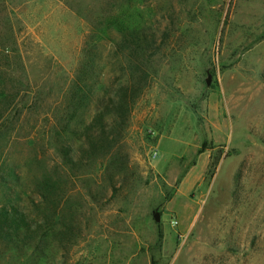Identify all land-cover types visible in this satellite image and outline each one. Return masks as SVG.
I'll use <instances>...</instances> for the list:
<instances>
[{"label": "rangeland", "instance_id": "rangeland-1", "mask_svg": "<svg viewBox=\"0 0 264 264\" xmlns=\"http://www.w3.org/2000/svg\"><path fill=\"white\" fill-rule=\"evenodd\" d=\"M139 65L120 130L111 95ZM1 91L0 203L50 235L40 259L0 239V264H264V0H0Z\"/></svg>", "mask_w": 264, "mask_h": 264}, {"label": "trees", "instance_id": "trees-1", "mask_svg": "<svg viewBox=\"0 0 264 264\" xmlns=\"http://www.w3.org/2000/svg\"><path fill=\"white\" fill-rule=\"evenodd\" d=\"M110 17V18H109ZM99 18L97 21H94L93 24V33L98 36L99 34H105L108 28H111L114 25L116 29L119 31H123L125 33V18L126 15L120 14L118 16H114V18L110 16ZM112 18V19H111ZM116 19V20H114ZM103 25V27H102ZM128 35L129 42L133 47L135 53L141 51V43L142 39L145 40L144 32L140 28L133 29L129 31ZM89 67L83 71L79 72V75L75 77V89H72L73 95L76 97L83 98L84 96L90 95L91 90L85 87V83L87 78L90 76ZM138 74V77L135 78V81H130V83L123 88L124 94L120 93L119 95H111V107L114 108L111 111H114V116L111 117V122L109 123L106 118L108 117V113L110 111L103 110L102 100L104 95L107 93L104 91L102 98L96 99V115H94L91 123L89 124V129L94 130V128L99 125L102 126V130L106 127V121L112 126H118L121 128H125L128 122V118L130 116V112L133 108L135 101L143 91L145 85L147 84V74L145 67L139 65L136 67L133 74ZM77 86V87H76ZM9 95L5 91L0 92V122L2 123L4 120L3 117L9 111L12 103L14 101L9 99ZM6 119V118H5ZM110 119V118H109ZM4 127L1 129H5V127L9 126V122L4 120ZM107 123V125H108ZM75 133V132H74ZM78 135V134H76ZM90 139L89 142H91ZM51 188L56 190V182L51 183ZM55 207V206H54ZM45 216V215H44ZM38 218L36 216H31L30 211L20 208V206L16 204H7L5 202L0 203V239L4 241L5 250L3 254L9 253L11 250L17 251V253H25L27 250H33L38 259L46 257V253L44 251L45 246L47 247L49 244V232H45L42 227L38 224ZM25 264V261L22 262Z\"/></svg>", "mask_w": 264, "mask_h": 264}, {"label": "water", "instance_id": "water-1", "mask_svg": "<svg viewBox=\"0 0 264 264\" xmlns=\"http://www.w3.org/2000/svg\"><path fill=\"white\" fill-rule=\"evenodd\" d=\"M206 82H207V84H210V83H211V76H210V75L208 76ZM155 219H156L157 221L160 220V215H159L158 213L155 214Z\"/></svg>", "mask_w": 264, "mask_h": 264}, {"label": "built area", "instance_id": "built-area-1", "mask_svg": "<svg viewBox=\"0 0 264 264\" xmlns=\"http://www.w3.org/2000/svg\"><path fill=\"white\" fill-rule=\"evenodd\" d=\"M153 155H154V156L156 155V152H155V151L153 152Z\"/></svg>", "mask_w": 264, "mask_h": 264}]
</instances>
